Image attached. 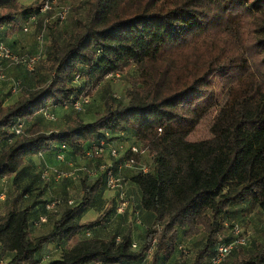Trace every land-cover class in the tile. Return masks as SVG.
I'll return each instance as SVG.
<instances>
[{
    "label": "trees",
    "instance_id": "trees-1",
    "mask_svg": "<svg viewBox=\"0 0 264 264\" xmlns=\"http://www.w3.org/2000/svg\"><path fill=\"white\" fill-rule=\"evenodd\" d=\"M27 1L0 0V44L13 52L16 42L9 38L25 34L33 16L35 25L44 17L39 11L43 0ZM80 2L84 17L62 43L55 37L56 21L45 28L48 44L40 62L47 64V76L42 85L10 104L0 103V141L7 144L0 151V180L13 177L25 160L41 154L68 153L83 158L87 166L85 153L101 143L105 161H112L108 147L118 149V160H127L135 146L150 159L149 169L124 174L125 196L137 214L142 210L152 217L137 249L132 248L128 223L122 234L108 239L77 241L48 264H140L152 246L149 264L168 263L178 231L190 236L197 225H204V242L190 264H207L215 247L230 240L232 207L256 208L264 217V0ZM131 68L136 75L124 94L107 96L92 121L77 116L60 130L43 131L34 124L28 128L32 120L48 122L41 114L46 109L56 119L59 111L79 115L70 103L89 96L109 75ZM215 75L231 85L221 107L205 89ZM212 112L210 137L189 141ZM18 122L23 124L20 136L13 132ZM250 126L263 131L258 143L248 132ZM80 176L79 203L63 202L66 207L44 235L32 238L30 232L47 214L46 205L58 199L44 202L35 216L30 207L19 209L16 200L12 203L0 218V264H40L37 255L46 245L69 243L117 213L115 192L114 202L93 221H79L96 195L107 191L103 176ZM243 249L234 248L221 264H264V241L250 253Z\"/></svg>",
    "mask_w": 264,
    "mask_h": 264
},
{
    "label": "rangeland",
    "instance_id": "rangeland-1",
    "mask_svg": "<svg viewBox=\"0 0 264 264\" xmlns=\"http://www.w3.org/2000/svg\"><path fill=\"white\" fill-rule=\"evenodd\" d=\"M32 1L29 0L26 3L29 4ZM65 6L69 7V12L63 22L58 20L55 26V37L59 43L64 40L65 34H71L76 29L77 20H82L86 8L81 5L80 0H57L48 14H45L35 26L29 28V31L25 34L18 32L15 36L14 50L17 54L33 55L40 48L36 41V35L42 30V25L45 24V20L51 18L46 23V27L49 24H53L57 20L58 14ZM45 40L41 44V48L47 47L48 44V30H45ZM249 58V54H247ZM39 63V64H38ZM34 72L27 71L18 67H7V65L0 63V68L3 69V79H0V103L7 105L14 102L17 97L25 92L32 90L42 85L44 78L47 76V64L45 61L38 62ZM263 71V70H261ZM260 72V71H259ZM136 75L134 68L129 69L125 73H120V78H106V81L98 86L96 90L89 95L90 101L88 105L79 113L74 114L69 111H59L57 119L53 122H44L41 120H32L30 126L37 125L43 131H54L69 127L77 116L85 123L92 121L98 113L102 112L104 106V100L107 96H120L124 94L127 87H129V80ZM20 79L21 85L19 90L15 93L12 91V80ZM261 81V77L259 78ZM207 91H212L217 102V106L221 107L226 102L231 85L230 83L221 77V75H215L205 87ZM214 112L206 115L194 131L189 136V141H201L210 137L209 128L212 123ZM37 122V124H36ZM248 132L253 137L255 143H258L259 139L263 135V131L257 130L255 127L250 126ZM7 144L0 141V151L5 148ZM137 160L144 164H148L150 159L146 154L140 155ZM86 165V161L83 158H72L70 154H64V160L62 162L57 161L55 154L49 153L47 155L35 156L31 159L24 161L19 172L11 178H4L0 180V218L3 217L16 200V208L23 209L26 207L31 208L32 216L39 213L42 209L44 202L51 199L60 200L61 205L51 207L50 213L47 212L46 223L35 224V229H31L30 236L32 238L46 234L53 222L57 220L62 210L68 206H65V202L71 200L72 203L77 205L80 200V185L79 180L80 169ZM47 171V176L43 175V171ZM54 170H59L61 174H65V179H57L53 175ZM124 176V174H123ZM44 179H43V178ZM68 180V181H67ZM126 187L127 181L123 180ZM115 191L109 190L106 192H99L93 205L86 211H84L78 220L81 222L93 221L99 216L107 205L111 204L115 200ZM133 193V192H132ZM64 202V203H63ZM115 209V208H114ZM138 210V209H137ZM115 213V210L108 221L100 228L92 231L80 232L69 243H53L50 247L43 249L41 254L37 255L40 264H48L55 260H58L61 255L68 250L77 241L85 240L89 238L108 239L112 234H122L128 223L132 226V238L135 249L143 240L144 232L151 225V214L138 210L134 211V204L126 208L123 213ZM230 222L227 224H238L243 233L245 240L244 252L250 253L254 249V245L264 241V217L256 208H248L247 206L239 208L234 206L231 208ZM229 227V226H228ZM190 236H183L184 230L178 231V242L175 253L168 263L163 261L160 264H190L197 250L202 246L204 242V225H197L192 228ZM229 234V232H228ZM150 261L146 262L149 264Z\"/></svg>",
    "mask_w": 264,
    "mask_h": 264
},
{
    "label": "built area",
    "instance_id": "built-area-1",
    "mask_svg": "<svg viewBox=\"0 0 264 264\" xmlns=\"http://www.w3.org/2000/svg\"><path fill=\"white\" fill-rule=\"evenodd\" d=\"M57 0H43V5L40 8V13L41 15L45 16V14H48V12L52 9L51 7L56 4ZM69 12V7L65 6L62 8L61 12L57 16L56 22L58 20L60 22H63ZM51 20V18L45 20V24L42 25V30L36 35V41L38 45H40V48L37 50V52L33 55H24V54H17L16 52H13L10 48H8L5 44L1 43L0 44V63L3 62V64L7 65V67H22L27 71H33L36 64L42 59V54H43V49L41 48V44L44 42V32L46 28V23ZM36 23V18L33 16L30 19V25L34 26ZM30 27H24L23 31L28 32ZM1 66V65H0ZM2 67V66H1ZM3 69L0 68V79H3ZM113 78V79H118L120 78V74L116 73L113 75H109L107 78ZM76 77L75 79H77ZM12 84V91L17 92L19 90V82L16 80L11 81ZM90 101L89 96H81L80 98L76 99L74 102L69 104V108H71L75 112H81L86 105H88ZM68 107H64L67 109ZM43 118L48 121V122H53L56 119L55 114L51 113L49 109L43 110L41 112ZM13 132L15 133L16 136H20L23 134V124L18 122L14 128ZM62 149L65 148V146L61 147ZM131 154L133 157L129 159H120L118 149L115 147H108L107 153L112 159V161H105L106 157V150L104 148V143H101L99 147L94 148L88 152L85 153V158L89 161V165L84 166L80 169L81 172L85 173L87 177L93 178L97 177L99 175L103 176L104 179V184L106 190H112L115 191L116 193L118 192V205L116 212L118 214L123 213V211L129 207L130 201L127 199L125 196V186L123 183L124 180V172L126 171H131V172H138L145 174L148 172V166L140 160H137V157L140 155L146 154L145 151L140 150L137 147H132L130 149ZM42 155V154H41ZM40 155V156H41ZM57 161L62 162L64 160V156L60 153L56 156ZM101 160V162H99ZM118 160V161H115ZM103 161V162H102ZM117 162V163H114ZM53 175L57 179H65L66 176L65 174H61L59 170H54ZM47 171H43V175L47 176ZM66 204L68 206H71L73 203L71 200L67 201ZM60 202L54 201L51 204L46 205V210L47 212L50 213L51 207H56L60 206ZM50 210V211H49ZM47 219L46 216H41L38 219V223L44 224L46 223ZM244 234L241 227L238 224H234L230 228V240L228 242H221L219 243L214 250V253L212 256L209 258L207 264H221L232 252V250L236 247H243L245 246L247 240L246 237H244ZM135 245H132V248L135 249ZM153 251V246L152 248L146 253L145 257L141 261L140 264H146V262L151 260V254Z\"/></svg>",
    "mask_w": 264,
    "mask_h": 264
},
{
    "label": "crops",
    "instance_id": "crops-1",
    "mask_svg": "<svg viewBox=\"0 0 264 264\" xmlns=\"http://www.w3.org/2000/svg\"><path fill=\"white\" fill-rule=\"evenodd\" d=\"M11 38L14 39V36H13V37H10L9 39H11ZM14 48H15V47H14ZM14 48H13V49H14ZM45 155H47V154H45ZM127 172H128V171L124 172V174H126ZM107 191H108V190H107ZM114 195H115V193H114ZM50 245H52V244H48V245H46L45 247L48 248V247H50ZM46 248H45V249H46Z\"/></svg>",
    "mask_w": 264,
    "mask_h": 264
}]
</instances>
